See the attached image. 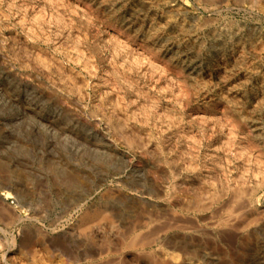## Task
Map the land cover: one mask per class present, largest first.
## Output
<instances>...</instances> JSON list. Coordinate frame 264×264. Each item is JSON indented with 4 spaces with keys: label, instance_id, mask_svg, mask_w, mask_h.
<instances>
[{
    "label": "rangeland",
    "instance_id": "1",
    "mask_svg": "<svg viewBox=\"0 0 264 264\" xmlns=\"http://www.w3.org/2000/svg\"><path fill=\"white\" fill-rule=\"evenodd\" d=\"M95 1L0 0V264H39L29 248L50 237L49 254L100 251L110 213L97 234H71L73 198L100 182L86 206L117 186L242 188L257 228L196 234L186 264H264V0H108L110 21ZM214 206L190 226L217 220ZM149 251L130 257L148 264Z\"/></svg>",
    "mask_w": 264,
    "mask_h": 264
},
{
    "label": "bare ground",
    "instance_id": "2",
    "mask_svg": "<svg viewBox=\"0 0 264 264\" xmlns=\"http://www.w3.org/2000/svg\"><path fill=\"white\" fill-rule=\"evenodd\" d=\"M107 1L108 0H98V2L95 1V3L97 4V7L102 11L104 16L110 21L114 17H113V14L110 13L111 11H109L110 7L108 8ZM119 24L120 23H118V25ZM127 27H128V25H127ZM146 36H150V33L148 32ZM175 57H177V56H175ZM175 62H177V59ZM179 63H183V61L179 60ZM235 64H236V60H235ZM184 75H185V73H184ZM185 77H187L188 79H191V80L198 81L199 76H198V73L196 71L191 70V69H187ZM263 152L264 151H262V153ZM162 170H164V169H162ZM165 172H162V173H165ZM102 182H104V181H102ZM210 184H212V183H210ZM102 185H103V183L100 182V184H97V187L89 188L90 189L89 192L87 191V193L84 196H82V195H81V197L78 196L79 197L78 199H75V197L73 198L74 200H73L72 205L74 206L75 211H77V213L79 211L80 213L78 214L79 215L78 218L75 219V220H77L76 222H78V223H76V225L73 224V225H75V228L73 226H72L73 228L70 227V224L68 225V227L72 228V230H71L72 237L74 235L77 238L79 237L76 235V232L79 231L80 228H82L83 224H85V223H86V225L88 224L87 226H84L87 228L86 231L87 230L89 232L91 231L92 235H93V233L97 234L98 230H101V229L104 230L103 226L98 228L99 227L98 224H99L100 220L109 217V215L111 214L112 216L116 217L117 222H118L117 225H114L111 222L108 225L109 229L113 228L114 233L112 235L108 234V237H105L104 235H102L103 236L102 238H104V239L100 240V249L101 250L98 251L97 253L95 251L91 252L90 248L87 249V251L90 250L91 253H87V251H86V252H84V256L82 255L83 257H81V255H80V253L83 250H81V252L78 254L76 253V255H73L74 253L71 255V252H67L65 255H66L67 259L69 258L68 259L69 262L66 259L64 260L62 258V256H65L63 252L62 253L58 252V254L55 252V254L53 255V252L50 250V252H51L50 254H52L53 257L57 254L56 256L58 257V260H60V262L56 259L55 260L58 261L60 264H65L66 261H67L66 264H68V263L69 264H81L80 262H86L89 264L90 263H95V264H118V263L130 264L132 262H135L136 264H138L139 258H136L135 256L130 257V254L133 252L145 251V249H147L151 246H155L156 249H158L160 251V254H157V256H156L153 254V252L149 251V256L152 255L153 257H151V259H147L148 264H168V262L170 264H186L189 262V260L186 256L187 250L185 248H187V247H185V246H188L189 244L186 245L187 243H191L192 241H194L196 239V238H194V236L196 234H204L205 232H219V233L221 231L227 232V230H229V229H231V231H232L234 225H236V224H240V226H238L239 228H237L236 230L239 233H242V232L247 231L251 228H255L258 225V223H256L255 221L252 222L253 220L248 221L246 219L247 217L250 216V214H252L253 212L255 213V210H254L255 205L253 204V201L251 200L250 194L247 193L246 190H245V192L244 191L241 192L242 188H240L241 189L240 192H238L239 190H237L233 195H232V192L229 191V193L231 192L230 194L232 196L230 197V194H229L228 198L227 197L223 198V197H221V195L219 196L220 198L218 196H216V198H215L213 195H211V193H208V191H206L203 193L200 192L201 193L200 195H198L194 192H192V193L187 192V193H189V195H185V197L184 198L182 197V199H181L180 197H177V191L179 192V190L175 189L174 187H172V188L170 187L171 189L169 190L168 193H166L163 190V187L161 185L157 184L155 186V191H152L153 193H151L149 191H148V193L144 192L143 189L140 191H137V189L136 190L133 189V191L136 194V195H134V194H128L127 192H124L121 187L117 186V188L114 190L115 193L114 192L108 193L106 196H103V197L107 198L106 200L104 198H97L95 203H92V204L90 203L88 206H86V202L90 198L91 194L95 193L97 191V189H99ZM128 186H129V184H128ZM174 186H175V184H174ZM132 187H134V186H132ZM132 187H131L130 191H132ZM191 187H193V186H191ZM67 188H68V186H67ZM185 189H186V191L189 190V188L188 189L185 188ZM190 189H192V188H190ZM193 190H194V188H193ZM249 190H251V189H249ZM186 191H182L181 194L183 192H186ZM190 191H192V190H190ZM146 195H147V197H150V198H146ZM69 198H70V196H69ZM112 198H113V201H112ZM117 199H118V201H120V200H132L133 202H131V204H127V205L122 206V205H117L116 204L117 202L114 203V200L116 201ZM69 201H70L69 204H71L72 203L71 200H69ZM136 203L139 205L145 206V207L135 208L134 204H136ZM219 203H221V205L223 204V206H222L223 208L220 210V214L219 213L217 214V215H220V217L217 216L218 217V219L216 218L217 220L214 219L215 221H211L209 225H208V223L204 224L206 226H198V227H196L197 225L196 226H190V222L187 220L190 218L189 217L190 214H195V215H197L198 213L199 214H202V213L207 214V211L212 212L213 207H215L214 204H219ZM69 206H71V205H69ZM120 206H122V207H120ZM65 208H67V207L65 206ZM62 210H63V208H62ZM63 213H64V211H63ZM199 214L197 216H199ZM54 217H55V215H54ZM58 217H61V215H59ZM214 217H216V215ZM256 217H257V215H256ZM59 219H61V218H59ZM62 219H63V217H62ZM200 219H202V218H200ZM248 219H250V218H248ZM257 219H259V218H257ZM55 223H57V222H54V224ZM258 228H260V226ZM37 229L38 230L36 232L39 231L38 227H37ZM50 229H53V227ZM39 232H41V231H39ZM69 232L70 231H68L67 233H69ZM83 233H85V231H83ZM80 234H82V231H81V233H79V235ZM84 235H87V233ZM204 235H206V234H204ZM70 236H68V237H70ZM91 236H90V238H91ZM33 239H35V238H33ZM69 239H71V238H69ZM79 239L80 238H78V241H80ZM85 239H87V238H85ZM98 239H99V237H98ZM43 240L45 242H47L48 244L43 242ZM43 240H42L43 243L41 242L42 246L40 248L42 250H40L39 248L36 247V243L33 246H31V248H29V250L31 251V255H32L31 257L34 259H37V262H40L41 264H49V263H47V260H49V258H50L49 256H51V258H53L52 255L49 254V249H52L55 246L54 245L53 247H51L50 242H53L54 239L52 237H50V240H51L50 242L46 239H43ZM56 240H58V239H56ZM73 241H75V240H73ZM54 242H57V241H54ZM61 242H64V241L62 240ZM68 242H70V241L68 240ZM68 242H67V244H68ZM96 244L98 245V243H96ZM30 245H32V244H30ZM30 245H28V246H30ZM60 246H61V244H60ZM78 246L82 247L81 245H78ZM103 246H105V247L102 249L101 247H103ZM57 247H59V246H57ZM74 248L76 249L77 247H74ZM53 249H55V248H53ZM60 249L61 250L64 249L63 251L65 252L66 248H60ZM204 250H205V248H204ZM73 252H75V251H73ZM128 255L130 258L128 257ZM112 256H115V259H113L114 257L112 258ZM160 256H161V258H160ZM203 258H204V256H203ZM110 259H113L115 261H112ZM192 260H194V259L192 258ZM204 261H205V259H204ZM204 261H203V263H205ZM51 264H52V262H51ZM193 264H195V263H193Z\"/></svg>",
    "mask_w": 264,
    "mask_h": 264
}]
</instances>
